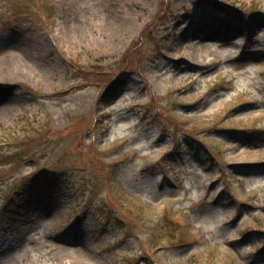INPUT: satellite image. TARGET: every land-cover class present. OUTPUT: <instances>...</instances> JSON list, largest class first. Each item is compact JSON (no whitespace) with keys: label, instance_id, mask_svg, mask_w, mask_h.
Segmentation results:
<instances>
[{"label":"rangeland","instance_id":"1","mask_svg":"<svg viewBox=\"0 0 264 264\" xmlns=\"http://www.w3.org/2000/svg\"><path fill=\"white\" fill-rule=\"evenodd\" d=\"M0 264H264V0H0Z\"/></svg>","mask_w":264,"mask_h":264},{"label":"bare ground","instance_id":"2","mask_svg":"<svg viewBox=\"0 0 264 264\" xmlns=\"http://www.w3.org/2000/svg\"><path fill=\"white\" fill-rule=\"evenodd\" d=\"M216 35V36H215ZM217 38V34L215 33V32H213V34H212V38Z\"/></svg>","mask_w":264,"mask_h":264}]
</instances>
